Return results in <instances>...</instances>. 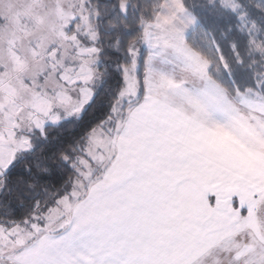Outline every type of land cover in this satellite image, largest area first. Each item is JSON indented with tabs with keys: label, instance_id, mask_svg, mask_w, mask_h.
Listing matches in <instances>:
<instances>
[{
	"label": "snow or ice",
	"instance_id": "obj_1",
	"mask_svg": "<svg viewBox=\"0 0 264 264\" xmlns=\"http://www.w3.org/2000/svg\"><path fill=\"white\" fill-rule=\"evenodd\" d=\"M0 264H264V0H0Z\"/></svg>",
	"mask_w": 264,
	"mask_h": 264
}]
</instances>
